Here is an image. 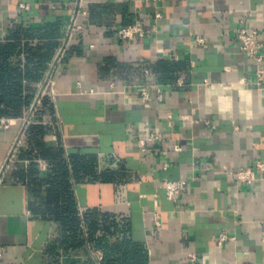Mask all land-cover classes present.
I'll return each instance as SVG.
<instances>
[{
	"label": "crops",
	"instance_id": "obj_1",
	"mask_svg": "<svg viewBox=\"0 0 264 264\" xmlns=\"http://www.w3.org/2000/svg\"><path fill=\"white\" fill-rule=\"evenodd\" d=\"M137 18L147 33L119 39ZM11 22L58 45L0 127V264H105L103 245L125 240L144 264H264V171L246 184L222 169L264 161V88L236 36L256 29L264 67V0H0V38ZM149 131L161 139L142 150ZM45 150L61 153L73 210ZM163 178L186 179L175 201Z\"/></svg>",
	"mask_w": 264,
	"mask_h": 264
},
{
	"label": "trees",
	"instance_id": "obj_2",
	"mask_svg": "<svg viewBox=\"0 0 264 264\" xmlns=\"http://www.w3.org/2000/svg\"><path fill=\"white\" fill-rule=\"evenodd\" d=\"M38 26L33 24L24 25L21 22H11L5 35L0 38V118L20 117L23 111L31 104L37 85L47 68V63L51 60L58 42L51 39L52 36L40 34L36 36ZM38 37L34 44L33 38ZM49 39H41L48 38ZM40 39V40H39ZM22 55V56H21ZM14 58L17 61L13 62ZM23 62V66L20 64ZM47 102V97L42 98V103ZM42 155L50 159L54 164V169L61 175L59 180L61 194L67 195L66 200L73 210V198L68 190L65 181L67 172L61 165V153L58 151L45 150ZM79 158L78 156H75ZM92 161L93 157H89ZM89 161L77 160L74 163L76 170L88 171ZM109 172L103 177L104 180L111 179ZM57 179V178H56ZM53 183V179H52ZM107 220L111 223L113 220ZM94 226V220L91 221ZM91 226V227H92ZM109 244V245H108ZM123 244V245H122ZM118 243H105L103 248L106 254L105 264H144L145 259L141 252V247L129 240ZM122 248L123 257L118 259L115 252Z\"/></svg>",
	"mask_w": 264,
	"mask_h": 264
},
{
	"label": "built area",
	"instance_id": "obj_3",
	"mask_svg": "<svg viewBox=\"0 0 264 264\" xmlns=\"http://www.w3.org/2000/svg\"><path fill=\"white\" fill-rule=\"evenodd\" d=\"M132 1V0H126ZM146 3H155L159 0H143ZM24 7L25 5H21ZM160 13L155 11L153 13V23L151 25V30H154L157 27V20L160 18ZM77 28L74 23V19L69 24V31ZM146 27L143 25L140 19H135L133 22L121 25L116 28V35L119 39L128 40L136 37H143L147 33ZM236 36L240 43V49L243 53H245L249 58L253 59L255 62V71H254V80L252 84L263 87L264 88V67L262 64L263 56L258 51L259 43L257 40V31L256 29L241 27L237 30ZM199 41H202V38H198ZM158 91V97H160V90ZM141 96L143 100L149 99L150 95L147 89L141 90ZM11 123L10 118H0V127H6ZM161 137L158 133L154 131H149L148 134L138 140V146L145 150L146 144L149 141L160 140ZM174 150H179L178 145H173ZM164 168L167 167V164L163 165ZM223 172L229 176H232L236 181L251 184L256 179L257 171H264V161H258L255 163L253 167L246 166L238 169H230L228 167H222ZM187 185V181L185 178L178 179H168L163 178L160 181V187L163 189L164 195L168 200L175 201L177 197L182 193ZM154 224L159 225V221L157 215L154 216ZM229 237L225 232H221L219 234L218 244L223 243ZM2 254V248L0 247V257ZM98 258H101L100 253H96ZM189 257L192 260L196 259V256L193 253L189 254Z\"/></svg>",
	"mask_w": 264,
	"mask_h": 264
}]
</instances>
